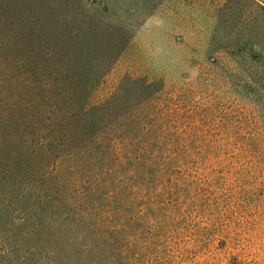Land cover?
Segmentation results:
<instances>
[{"label":"rangeland","instance_id":"374dc122","mask_svg":"<svg viewBox=\"0 0 264 264\" xmlns=\"http://www.w3.org/2000/svg\"><path fill=\"white\" fill-rule=\"evenodd\" d=\"M102 106L229 143L231 237L193 233L176 258L264 264V0H0V129Z\"/></svg>","mask_w":264,"mask_h":264},{"label":"trees","instance_id":"16d2710c","mask_svg":"<svg viewBox=\"0 0 264 264\" xmlns=\"http://www.w3.org/2000/svg\"><path fill=\"white\" fill-rule=\"evenodd\" d=\"M134 108L109 122L105 106L83 109L72 126L54 110L29 121L20 109L0 129V191H14L0 197V261L182 264L191 234L229 240L225 197L241 172L230 144Z\"/></svg>","mask_w":264,"mask_h":264}]
</instances>
